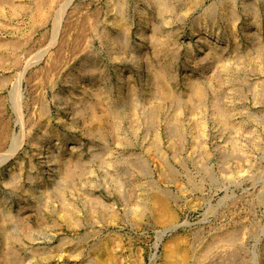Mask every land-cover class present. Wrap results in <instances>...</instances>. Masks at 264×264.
<instances>
[{"label":"rangeland","instance_id":"374dc122","mask_svg":"<svg viewBox=\"0 0 264 264\" xmlns=\"http://www.w3.org/2000/svg\"><path fill=\"white\" fill-rule=\"evenodd\" d=\"M0 264H264V0H0Z\"/></svg>","mask_w":264,"mask_h":264},{"label":"bare ground","instance_id":"6f19581e","mask_svg":"<svg viewBox=\"0 0 264 264\" xmlns=\"http://www.w3.org/2000/svg\"><path fill=\"white\" fill-rule=\"evenodd\" d=\"M162 1V0H161ZM163 4V3H162ZM163 73H165V72H163ZM158 76V75H157ZM161 78H163V77H161ZM157 80V79H156ZM161 80V79H160ZM162 81V80H161ZM167 87V86H166ZM119 111V110H118ZM67 181V180H66ZM157 200V199H156ZM154 201V200H153ZM161 201H163L162 199H161ZM149 203V202H148ZM160 204H161V202H160ZM157 206V205H156ZM159 206V205H158ZM162 206H163V204H162ZM160 208V207H159ZM163 214V213H162ZM168 214V213H167ZM166 215V214H165ZM169 216V215H168ZM161 217V216H160ZM7 229H5V231H6ZM7 232H8V230H7ZM6 232V233H7ZM171 251V250H170ZM172 254V253H171ZM171 258H172V256H171ZM170 259V258H169Z\"/></svg>","mask_w":264,"mask_h":264}]
</instances>
